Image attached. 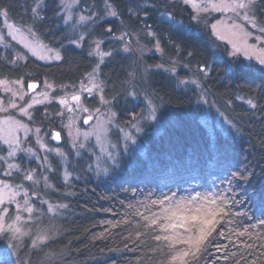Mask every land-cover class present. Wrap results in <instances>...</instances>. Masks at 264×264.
<instances>
[{"label":"trees","instance_id":"1","mask_svg":"<svg viewBox=\"0 0 264 264\" xmlns=\"http://www.w3.org/2000/svg\"><path fill=\"white\" fill-rule=\"evenodd\" d=\"M109 1L117 19L88 25L78 49L72 45L77 37L63 25L58 0H46L39 13L32 11L37 0H0V13L32 26L62 53L60 62L46 65L29 56L22 62L11 55L19 52L16 48H2L0 73L5 76L36 73V79L76 85L94 67L90 39H104L111 34L108 29L117 33L121 28L153 32L162 51L153 64H178L176 74L158 70L140 77L161 122L160 131L145 129V153L122 158L105 181L94 177L86 156L71 165L67 185L54 175L53 189L39 187L38 195L46 198H33L32 233L17 264H180L173 256L189 248L180 238L197 233L160 230L168 223L164 209L178 206L183 215L217 206L225 213L196 257L184 258L186 264H264V69L245 60L217 58L210 27L198 26L192 9L180 0ZM104 48L113 52L101 69L106 95L113 98L118 125L127 126L145 108L127 97L125 83L134 59L114 51L109 42ZM200 69L209 70L201 81L208 108L200 105L195 89L180 84L191 73L202 78ZM218 114L231 125L212 132L204 119L215 120ZM50 206L57 210L50 212ZM153 219L157 224H151ZM39 229L47 239L33 246ZM174 234V242L156 239Z\"/></svg>","mask_w":264,"mask_h":264},{"label":"rangeland","instance_id":"2","mask_svg":"<svg viewBox=\"0 0 264 264\" xmlns=\"http://www.w3.org/2000/svg\"><path fill=\"white\" fill-rule=\"evenodd\" d=\"M45 1L37 0L36 13H39ZM180 1L192 9L193 20L198 26L208 25L210 27L212 35L216 39L217 58L232 61L235 59L245 60L248 63H256L264 69V65H261L258 59L264 55V32L259 31V27H264V10L259 7L263 0H255L250 9L238 10L239 14L223 7L217 9L212 6L214 4L221 5L223 0H196L200 4L199 11L194 9L190 3H185L184 0ZM58 2L63 25L77 37L72 45L78 49L82 47L86 39L88 33L85 30L88 25H94L105 19H117V15H110V11H115V9L109 0H101L99 4H96L94 0H78V3L74 4L67 12L64 10L62 0H58ZM245 11L250 17L255 18L258 27H252L251 23L243 18ZM2 13L4 12L0 13L3 17L0 22V49L13 46V49L16 48L19 52L12 49L14 52L11 55L16 54L18 60L22 62H25L28 56L46 65L62 60L61 50L47 45L32 26L17 23ZM69 16L71 19H68ZM81 16L86 19L81 21ZM88 17L91 19H87ZM164 18L170 19L171 16L165 15ZM9 25L12 27L10 28ZM213 25L216 26L215 29ZM110 33L104 39H90V56L94 60V67L90 73L96 69V80L103 86L102 93L99 89H93L91 94L81 90L82 85L90 86L88 85L89 74L81 82L72 86L58 85L56 81L44 77L40 88L34 93H30L29 83L38 80L27 78L28 76L11 78L0 73V81L6 82L0 84V150H4L3 154L0 153V182H2L0 187L3 184H8L10 190L16 193V203L7 202L6 196V203L3 205L8 209V215L0 222V226L3 227V231H0V264H17L25 246V238H28L32 233L28 223L36 211L37 204L34 203L33 198L37 202H43L46 198L45 194L38 195L39 187H42L43 191L44 189L45 191L53 189L55 186L54 175L61 176L60 181L67 185L73 177L71 165L86 156L90 157L89 169L93 172L94 177L105 181L114 175V170L119 167V161L122 158L128 159L135 153H145V146L141 138L146 134L147 127L151 126L154 130L160 131L161 122L156 106L145 93L140 77L144 80L147 73L158 70L176 74L178 64L175 62L172 66L153 64L154 58L162 55L161 47L153 32L129 31L121 28L117 33ZM120 36L124 38L117 39ZM7 38L11 40L6 42L4 39ZM97 42H100V52H110L111 55L101 58L95 54ZM108 42L114 51L134 59L128 80L125 83L127 97L135 102L144 103L145 107L141 116L133 119L127 126L118 125V115L114 109L113 98L106 95L107 88L101 69L113 55L112 51H107L104 48V44ZM225 45L228 47L227 50ZM125 48L128 50L125 51ZM237 48L240 51H236ZM57 54L61 59H55ZM249 56L251 59L248 58ZM208 74L209 70H206L203 72L202 78H198L195 73H191L187 79L180 81L183 87L193 88L198 92L200 105L204 108H208V101L201 81ZM31 75L35 76L36 73H31ZM15 81L21 83H13ZM46 85H51V87ZM73 94L81 96V103L88 108V112L75 110V102L71 100ZM101 95L108 103H101ZM61 99H67L68 104L61 105L59 103ZM29 104H32L31 108H28ZM68 107H72L74 110L69 112ZM24 108H27V115L21 112V109ZM97 109L99 111H96ZM61 113L62 115H60ZM112 113L115 115L112 116ZM89 115L92 119L86 124L84 119ZM109 120H111L110 123ZM204 122L212 132L215 127L216 129H228L231 125L219 114L215 120L206 118ZM21 125L22 127H20ZM69 125L71 126L69 127ZM101 125H103V129H101ZM37 129H39V133H37ZM55 132L60 133L58 145L52 139ZM5 140L12 141L11 147L5 143ZM64 142L65 146L62 145ZM9 152L14 154L9 156ZM10 164L17 165L18 169H10L8 167ZM58 166L61 168L60 172L57 169ZM8 172L11 175H6ZM26 174H31L34 179L26 180L24 178ZM25 200H28V205L24 204ZM17 203L20 206V211H17ZM25 207L33 209L31 214L22 210ZM56 210V206L49 207L50 212ZM17 215L20 216L19 221L15 220ZM9 225H12L11 229ZM15 228H19L20 231L15 232L13 230ZM40 230L35 232L32 239L35 244L47 239V234Z\"/></svg>","mask_w":264,"mask_h":264},{"label":"snow or ice","instance_id":"3","mask_svg":"<svg viewBox=\"0 0 264 264\" xmlns=\"http://www.w3.org/2000/svg\"><path fill=\"white\" fill-rule=\"evenodd\" d=\"M185 3H190L192 5V7L194 9H196L197 11L200 10V4L196 2V0H184ZM78 3V0H62V4L64 7V10L67 12L69 9H71V7H73L74 4ZM255 3V0H231V2H228V0H223L221 5H212L214 8H225L229 11H233V12H237V14H239L238 10H248L250 9ZM33 13H35L37 11L36 8L32 9ZM3 15H7L6 12L2 13ZM110 15L111 16H116L117 13L114 10L110 11ZM243 18L248 21L249 23H251L252 27L256 28L258 27L255 18L254 17H250L247 14V11H245V14L243 16ZM68 19H71V16L68 17ZM86 18L84 16L80 17L81 21H84ZM87 19H91V17H88ZM9 27L11 28L12 25H9ZM215 25H213V28L215 29ZM234 27H238V26H234ZM29 31L31 32V29H29ZM109 32H111V29H108ZM259 31L264 32V27H259ZM245 35H247V33H245ZM123 36L117 37V39H123ZM100 48V42H97L96 44V53L97 55L101 56V58H103L104 56H108L111 55V53H105V52H100L99 50ZM128 49L125 48V51H127ZM236 51H240L239 48L236 49ZM249 59H251V57H248ZM55 59L59 60L61 59V57L59 56V54H57L55 56ZM259 59V63L261 65H264V55L258 57ZM201 71H205V69H200ZM96 69L93 70L92 73H89V79H88V85L90 86H86V85H82L81 90L82 91H87L89 94H91L93 92V89H99V91L102 93L103 92V86L101 83H98L96 80V75H95ZM5 81H0V84H5ZM13 83H17L20 84V81H15ZM47 87H51V85H46ZM37 87L36 84H29L28 88L30 89H35ZM10 90V89H9ZM15 94V93H14ZM47 98V97H45ZM101 99V103H108V101H106L103 97V95H101L100 97ZM71 100L75 102V110L76 111H83V112H88V108L84 107L83 104L81 103V96L78 94H73L71 97ZM37 103L39 101H36ZM59 103L61 105H67L68 104V100L67 99H61L59 101ZM248 103L255 108L256 105L252 103V101H248ZM13 107H15V105H13ZM32 104L28 105V108H31ZM74 109L72 107H68V111L71 112ZM96 111H99V109H97ZM22 114L27 115V108L21 109ZM62 115V113L60 114ZM115 113H112V116H114ZM92 117L91 115H89L87 118L84 119V123H88L89 120H91ZM99 119V118H97ZM109 123L111 122V120L108 121ZM71 125H69L70 127ZM22 127V125L20 126ZM101 129H103V125H101ZM37 133H39V129L36 130ZM71 134V133H70ZM53 138L56 140L60 139V133L59 132H55L53 133ZM5 143L9 144V146L11 147L12 145V141L9 140H5ZM82 146V145H81ZM14 153L13 152H9V156H12ZM10 169L12 168H17V165H13L10 164L8 166ZM6 175H11L10 172L6 173ZM26 180L32 181L34 178L31 174H26L24 177ZM241 179H243V177H239ZM2 183V182H0ZM8 190V191H6ZM15 195L16 193L10 190V186L8 184H3L2 187H0V222H2L4 220V217H6L8 215V209L6 207H3V205L6 203L5 197L7 196V202L9 203H16L15 201ZM25 195H27L25 193ZM155 203V202H153ZM161 205H163V201L160 202ZM211 203L215 204V201H212ZM25 205H28V200L24 201ZM20 206L17 203V211H20ZM23 211L28 212L29 214H31V212L33 211V209L31 207H25L22 209ZM195 214H189V215H183L182 214V209L179 208V206L177 207L176 210H172V209H164L165 212V216L163 217V219H166L168 221V223L164 224L163 226L160 227V230L162 232H169V230H172L173 233H175V230L178 228H183L185 233H197L194 235H188L186 237H182L180 238V243H184V244H188L189 248L180 252L178 255H174L172 260L173 262L175 261H180V264H186V261L184 260L185 257L188 256H192L193 258L196 257V254L198 252H200L202 250V246L204 245V243L206 242L207 238L212 234L213 231H215V225L219 222L218 221V217L224 215V211L222 208H219V206H217L216 208H209V209H204V208H196L193 210ZM16 221L20 220V216L17 215L15 217ZM151 224L155 225L157 224V219H153L151 221ZM9 228H12V225H9ZM15 232H19L20 229L19 228H15L13 229ZM0 231H3V227L0 226ZM178 234H174V235H166V236H157L156 239L160 240V239H164V240H169L174 242L177 238ZM35 246V242L34 245Z\"/></svg>","mask_w":264,"mask_h":264},{"label":"water","instance_id":"4","mask_svg":"<svg viewBox=\"0 0 264 264\" xmlns=\"http://www.w3.org/2000/svg\"><path fill=\"white\" fill-rule=\"evenodd\" d=\"M29 84H36L37 85V87L35 88V89H30L29 88V91H30V93H34L39 87H40V83L39 82H31V83H29ZM90 122V120L88 121V123ZM87 124V123H86ZM53 139V141H54V143L55 144H59L60 143V139L59 140H56V139H54V138H52Z\"/></svg>","mask_w":264,"mask_h":264},{"label":"flooded vegetation","instance_id":"5","mask_svg":"<svg viewBox=\"0 0 264 264\" xmlns=\"http://www.w3.org/2000/svg\"><path fill=\"white\" fill-rule=\"evenodd\" d=\"M4 40H6V42H8V40H11L10 38H7V39H4ZM33 77V78H32ZM32 77H29V78H32V79H34V80H38V81H32V82H39L40 83V86H41V84H42V81H43V79H44V77H42V78H40V79H36V78H38L37 76H32ZM31 83V82H30ZM40 88V87H39ZM63 146H65V142L62 144ZM1 146V145H0ZM3 149H1L0 150V153L1 154H3Z\"/></svg>","mask_w":264,"mask_h":264}]
</instances>
